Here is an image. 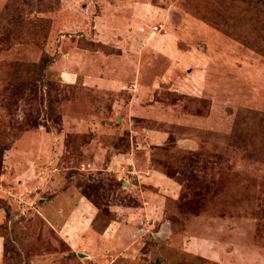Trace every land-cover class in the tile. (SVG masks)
Listing matches in <instances>:
<instances>
[{
	"label": "rangeland",
	"instance_id": "374dc122",
	"mask_svg": "<svg viewBox=\"0 0 264 264\" xmlns=\"http://www.w3.org/2000/svg\"><path fill=\"white\" fill-rule=\"evenodd\" d=\"M190 6L0 0V264H264V0ZM72 49L134 58L168 117L61 78ZM108 228L132 246L89 248Z\"/></svg>",
	"mask_w": 264,
	"mask_h": 264
},
{
	"label": "crops",
	"instance_id": "0c3cea01",
	"mask_svg": "<svg viewBox=\"0 0 264 264\" xmlns=\"http://www.w3.org/2000/svg\"><path fill=\"white\" fill-rule=\"evenodd\" d=\"M72 51H70V53L72 52L71 55L64 53L63 58L60 60V64L58 63L60 65L59 74L61 78L74 80L75 76L80 77L78 78L79 80L76 79L71 83L78 84L80 88L85 87V90H92L94 95H99L100 93L106 94L108 92L116 93V91L122 93L127 91L126 89L128 88L133 89L132 93L128 92L132 94L130 95V100L128 99L129 105L124 104L126 106L124 113L128 115L127 117L137 118L141 116L147 117L149 115L153 119H156L155 121L160 120L162 116L167 115L166 117H168L170 112L162 113L161 116L159 110L155 109L154 111L150 112L149 109L146 108V105L142 104L143 101L149 98L150 94L152 95L153 93L157 92V89L163 85L157 79H150L151 81H147V84H145V81H143V78H141V71L134 63V58L125 56L121 52L118 55H109V58L106 59L95 57V62L105 65V68H103L102 71L103 75H98L96 67H94V64L91 62L92 58L90 56H87L84 53L78 54V52H75L73 49ZM133 66L135 67L133 68ZM76 72L77 74H75ZM125 78L128 80L127 83ZM125 94L128 95L127 93ZM155 105L156 104L147 107L154 108L156 107ZM146 113L147 116L145 115ZM165 135L166 133H150L147 137V141L148 143H154V145H157L155 143L164 139ZM54 199L55 200L51 202V204H56V198ZM79 204L82 206L80 200L72 205V209H78L76 205L78 206ZM106 231H109V233L105 232V237L101 235V238L99 239L96 236V239L98 238L97 240L102 242V245L93 243L92 239H87L86 242H88L87 244L89 245V248H92L93 251L97 252L104 250L109 253L114 251L117 253H123L124 250L126 251V247L129 248L132 246L130 243H123V240L120 239L116 233L110 235L112 229L108 228ZM131 249L132 248H130V250Z\"/></svg>",
	"mask_w": 264,
	"mask_h": 264
},
{
	"label": "trees",
	"instance_id": "16d2710c",
	"mask_svg": "<svg viewBox=\"0 0 264 264\" xmlns=\"http://www.w3.org/2000/svg\"><path fill=\"white\" fill-rule=\"evenodd\" d=\"M195 4H196V0H190V5H191L190 7H193ZM42 22H44V20H39V19L35 20L36 28H37V30H39L38 33L40 34L39 37L44 39L45 35L47 33L48 23L46 24V26H44ZM31 27L33 28L34 25H31ZM41 33H43V35H41ZM52 61H53L52 58H49L46 54H44L42 59L37 64L32 65V68L38 70L41 74H43ZM19 65H20V67H23V68L27 67L28 69H30L29 65H24V66H22V64H19ZM5 214H6V218H8L9 217V213H8L7 210H5ZM6 221L8 222L9 220L6 219ZM12 235L13 236H11V241H12V243H16L17 242L18 233H12Z\"/></svg>",
	"mask_w": 264,
	"mask_h": 264
},
{
	"label": "water",
	"instance_id": "95a60500",
	"mask_svg": "<svg viewBox=\"0 0 264 264\" xmlns=\"http://www.w3.org/2000/svg\"><path fill=\"white\" fill-rule=\"evenodd\" d=\"M79 256H83L82 254H79Z\"/></svg>",
	"mask_w": 264,
	"mask_h": 264
}]
</instances>
